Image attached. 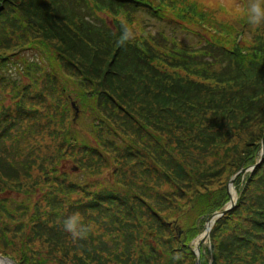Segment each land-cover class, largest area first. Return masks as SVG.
I'll return each mask as SVG.
<instances>
[{"label": "trees", "instance_id": "16d2710c", "mask_svg": "<svg viewBox=\"0 0 264 264\" xmlns=\"http://www.w3.org/2000/svg\"><path fill=\"white\" fill-rule=\"evenodd\" d=\"M117 1L0 0V97L10 96L9 103L18 108L10 112L0 105V137L25 127L47 138L36 150L0 138V168L5 169L0 170L5 175H0V193L31 179L8 171L11 157H22L25 166L35 160L52 169L44 182L30 180L37 187L23 188L25 195L12 211L0 203V253L17 264H194L189 243L228 201L229 178L260 158L264 75L238 50L206 39L195 52L174 53L175 64L161 51L175 52L174 41L164 45L153 37L155 47L146 43L142 52L121 47L122 63L113 62L105 76L104 60L91 72L83 65L95 63L89 54L75 58L85 23L94 17L100 38L89 48L104 55L112 45L113 59L120 47L119 21L133 13L125 0ZM102 12L116 15L114 30ZM32 34L36 58L19 53L20 41ZM256 43L253 53L264 59V41ZM202 60L205 65L191 71ZM55 63L82 80L90 74L97 83H81L78 93L64 83L65 75L59 82L53 77ZM11 65L26 78L7 76ZM43 71L53 92L41 87ZM211 82L222 85L211 87ZM71 94L93 113L91 124L109 136V144L119 142L122 148L104 150L105 141L87 142L74 127L71 104V120L64 123L63 100ZM123 132L126 140L119 136ZM102 169L108 172L103 178ZM234 185L236 203L212 226L210 248L201 245V264H209L210 257V264H264V154ZM10 201L15 203V197ZM97 210L106 214L100 220L103 229L96 226L86 239H74V252L68 253V246L50 255L64 245L67 217L78 212L85 224L95 225Z\"/></svg>", "mask_w": 264, "mask_h": 264}, {"label": "rangeland", "instance_id": "374dc122", "mask_svg": "<svg viewBox=\"0 0 264 264\" xmlns=\"http://www.w3.org/2000/svg\"><path fill=\"white\" fill-rule=\"evenodd\" d=\"M195 2L197 0H194ZM191 1L189 2H184V4H189ZM228 0H208L205 4L204 8H201V12L203 13V17L205 19L206 22L209 23V9H215L216 7L220 6V5H225L227 6ZM175 5L170 6L168 9V12H165L164 14L166 16H171V9L174 7ZM101 16L103 17V19H105L106 23L109 24V26H113V23L115 21L116 15L114 13H108V12H102ZM145 14L144 12H142L141 10H137L135 12L132 13V19H131V23L141 32L143 33V35H145V41L149 39V35H152L153 37H158L159 39H161V41L164 42L165 40V36H161L160 34H158L156 32V30H159L161 28H163V23L159 22V21H153V20H146L144 18ZM213 18H218L221 21L229 24L232 29L234 30H243L244 31V37H245V45H250L255 41H264V35L263 36H259L254 40H251V36L253 34V32L255 31L256 28H253L251 25L247 24L246 22H244L243 20H237L235 15L227 9L225 12H216V15L211 16ZM187 20V19H186ZM186 20H183L182 23ZM186 25L189 26L188 28L191 29H198V24L199 21L198 19H194L193 21H189L187 20ZM98 21L96 19L90 18L89 20L86 21L85 23V27L84 30L82 32V35L80 37V39L78 40L77 43H79L81 46H79L78 50H75L74 56L75 58L77 57H81L84 56L82 58H85V55L89 54L90 58L92 60L95 61V63H92L91 61H87L84 62L83 65H85L87 67L88 70H90L91 72L95 71L97 69V61H101L104 60V65L102 68L103 74L104 76L106 74H109V70H110V66L111 64L114 63H122V55L124 54L123 48L118 47L113 55V59H111V52L113 51V47L112 45L110 46L109 49H107L104 52V55H100L96 52H94L91 48H89V45H95V43L99 40L100 38V33L98 31ZM164 33L165 34H169L170 31L169 30H165L164 29ZM34 35L32 34L29 37H26L24 39H22L21 42V50L19 53L24 54V55H30L31 52H34V50H30L32 48V46L34 45V39H33ZM7 38H13L14 36H10L8 35ZM21 38V37H20ZM242 39V38H241ZM29 40V41H28ZM186 40V39H185ZM187 41H191V42H196L194 40H192L191 37H189V39ZM133 47H134V53L137 52H142V42L141 40L138 38L137 40L133 41L132 43H130ZM129 44V45H130ZM226 48L228 50H232L234 49L233 46L231 45H225ZM18 48V46H16V49ZM127 51L128 48L124 47ZM164 57H167V55H163ZM247 57H249L253 62L252 64H254L257 68H258V73L259 74H263L264 75V59L261 56H258V54L250 52L247 54ZM193 57L189 58V61H192ZM165 63L169 64V61H166ZM203 65H205V61H199L196 65L193 66L191 71H194L193 69H199L201 68ZM23 67V65H22ZM53 77H57V81L59 82L60 80L64 79L65 75V81L64 83H69L68 87L69 88H74L75 86L77 87V92L79 93L81 91V83H86L88 85L94 86L97 83V80H95L93 77H91L90 74H88V79L87 80H82L76 73L71 74L69 68L64 67L62 65H59L57 63H55L53 65ZM4 73L7 76L10 77H16V75H19L21 78H26V75L24 74L23 70L18 71L17 68L14 65H11V67L9 68L8 71H4ZM222 76L226 77L227 76V72L225 70L221 71ZM49 73L47 71H43L40 75H39V79L43 81L41 87L49 92H53V87H50L49 85H52L50 82H48L47 80H49ZM192 78V77H190ZM140 80V78H139ZM47 81V82H46ZM205 82H208V80H204ZM217 85H222V84H217V82H211V87H215ZM52 98H50L51 100ZM9 100H12L10 96H7L5 98L0 97V105H6L9 107L10 112L12 111H16L18 110V108H14L13 107V101H11V103H9ZM71 102H74L77 107L79 108V110L82 111L81 114H77L76 117V121H75V128H77L82 134L85 135V140L87 142H93L96 143L97 140H102L106 142V148L104 150H115L117 148H122V146H119V142H113L115 144H109V136L101 130H98L97 128H94V126L91 124L92 122V118H93V113L85 111V109L83 108V106L80 104L79 100L77 98H75V94H71L69 95L68 98H64L63 100V105H64V109L66 112V117H65V121L64 123H68L71 120V114H70V110H69V105L71 104ZM59 109V107L57 108ZM21 128H15L11 134L14 133H21L20 132ZM122 139L126 140L128 133L127 132H123L122 135H119ZM45 141L47 140V138L44 136ZM49 139V138H48ZM80 140H82V138H80ZM47 142V141H46ZM34 144V143H32ZM104 154V152H102ZM106 155V153H105ZM26 157L23 159L25 161ZM64 166H66V162L63 163ZM12 166L16 167V170L12 169ZM97 166V165H96ZM62 168V167H61ZM66 168V167H65ZM1 172L4 171L5 169L0 168ZM51 167L49 164H40V162H36L35 160L32 162L31 165H27L25 166L23 164L22 161V157L20 158H10V163L8 165V171L9 172H19L21 173L23 176H30L31 179H27L29 181V183H27L26 181H23L21 183H17L15 187H12L13 189L11 190H6L2 193H0V203L2 205H4L6 211L13 209V207H17V201L22 199L23 195H25V193L23 192V188L28 187L30 185H35L37 187V184H33L32 181L35 177L39 182H44V177L47 173H49L51 171ZM103 172V177L108 173L107 170L102 169ZM0 175L2 177H4L5 175L1 174ZM27 178V177H25ZM29 178V177H28ZM83 180H85V178L82 176L80 178V180H78L80 183H83ZM228 190H230V186H228ZM13 196L15 197V203H12L10 201V197ZM37 195L33 194L32 198H35ZM6 204H10L11 207L6 208ZM92 212L91 210H88L86 212L89 213ZM106 214L101 213V211L97 210V221L95 222V228L99 227L101 229H103L105 227V224L101 223L100 220L105 217ZM112 224V222H109L108 225ZM97 226V227H96ZM100 231V229H97ZM203 232V231H202ZM201 232H199L200 234ZM199 239V235L197 234L191 241H190V245L193 246V248L196 246L197 242ZM209 241H204L203 244H207ZM113 248V247H112ZM1 254V253H0Z\"/></svg>", "mask_w": 264, "mask_h": 264}, {"label": "clouds", "instance_id": "9594fccd", "mask_svg": "<svg viewBox=\"0 0 264 264\" xmlns=\"http://www.w3.org/2000/svg\"><path fill=\"white\" fill-rule=\"evenodd\" d=\"M204 8L205 5L200 2L197 5ZM226 7L236 17L237 20H243L253 28L264 26V0H228L227 6L220 5L215 9L216 12H225ZM120 34L117 44L121 47H127L130 43L137 40L141 33L125 16L119 21ZM95 225L85 224L80 213H73L63 221V229L68 232L73 239H86L94 231Z\"/></svg>", "mask_w": 264, "mask_h": 264}, {"label": "water", "instance_id": "95a60500", "mask_svg": "<svg viewBox=\"0 0 264 264\" xmlns=\"http://www.w3.org/2000/svg\"><path fill=\"white\" fill-rule=\"evenodd\" d=\"M230 182H232V179L230 180ZM233 204H234V201H233V200H230V207H231ZM230 207H229V208H230ZM229 208H227V209H229ZM227 209H225V210H227ZM225 210L221 211L220 213H216V214L214 213V214L212 215V217H211L210 219L207 220V224L205 225V227H206V231H205L203 237L201 238V241H203V240L205 239V237L208 236V232H209V230H210V228H211L212 223L216 220V217L219 216L221 213H223ZM197 249H198V247H197ZM0 257H1V256H0ZM2 258H4V257H2ZM4 259H6V258H4ZM197 263H198V262H197ZM198 264H199V263H198Z\"/></svg>", "mask_w": 264, "mask_h": 264}, {"label": "bare ground", "instance_id": "6f19581e", "mask_svg": "<svg viewBox=\"0 0 264 264\" xmlns=\"http://www.w3.org/2000/svg\"><path fill=\"white\" fill-rule=\"evenodd\" d=\"M0 264H13V263L0 258Z\"/></svg>", "mask_w": 264, "mask_h": 264}]
</instances>
